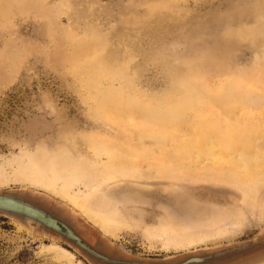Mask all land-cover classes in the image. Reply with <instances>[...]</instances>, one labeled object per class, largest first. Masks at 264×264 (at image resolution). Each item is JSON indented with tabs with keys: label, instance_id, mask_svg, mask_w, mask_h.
I'll return each mask as SVG.
<instances>
[{
	"label": "rangeland",
	"instance_id": "rangeland-1",
	"mask_svg": "<svg viewBox=\"0 0 264 264\" xmlns=\"http://www.w3.org/2000/svg\"><path fill=\"white\" fill-rule=\"evenodd\" d=\"M248 160L264 165V0H0V193L174 264L264 233ZM0 264L94 263L0 216Z\"/></svg>",
	"mask_w": 264,
	"mask_h": 264
},
{
	"label": "water",
	"instance_id": "water-1",
	"mask_svg": "<svg viewBox=\"0 0 264 264\" xmlns=\"http://www.w3.org/2000/svg\"><path fill=\"white\" fill-rule=\"evenodd\" d=\"M0 216L16 224L21 230L30 234H54L63 239L75 250L82 252L94 264H158L153 262L124 261L114 255L102 254L105 245L96 241L92 244L83 240L67 223L48 212L40 205L27 199V193H0ZM206 256H191L174 264H206Z\"/></svg>",
	"mask_w": 264,
	"mask_h": 264
},
{
	"label": "flooded vegetation",
	"instance_id": "flooded-vegetation-1",
	"mask_svg": "<svg viewBox=\"0 0 264 264\" xmlns=\"http://www.w3.org/2000/svg\"><path fill=\"white\" fill-rule=\"evenodd\" d=\"M102 254L106 255L104 249ZM192 256L208 257L206 264H264V233L248 237L239 243L223 245V248L212 252Z\"/></svg>",
	"mask_w": 264,
	"mask_h": 264
},
{
	"label": "bare ground",
	"instance_id": "bare-ground-1",
	"mask_svg": "<svg viewBox=\"0 0 264 264\" xmlns=\"http://www.w3.org/2000/svg\"><path fill=\"white\" fill-rule=\"evenodd\" d=\"M252 161V160H251ZM246 167L247 168H249L250 170H252L251 172L252 173H256L259 169L258 168H260V170L261 171H264V165H260V164H258V162L256 161H254V162H249V160L248 161H246ZM214 168V167H213ZM254 171V172H253ZM256 171V172H255ZM260 171H258L257 173H259ZM21 174V173H20ZM52 174V173H51ZM55 174V173H54ZM208 174V173H207ZM246 174V173H245ZM244 174V175H245ZM18 175V174H17ZM46 176V175H45ZM44 176V177H45ZM55 176H57V175H55ZM19 177H21V176H19ZM48 177V176H47ZM207 177V176H206ZM226 178V177H225ZM232 178V177H231ZM23 179V178H22ZM257 190V189H256ZM61 191L63 192V194L64 195H69L68 194V191H69V189H68V187H66L65 185H63L62 187H61ZM76 204V203H75ZM74 204V205H75ZM77 205V207H78V209H80V210H84V203H79V204H76ZM237 222L240 224L241 222L243 223V224H245L244 222H243V218H239V220H237ZM227 225H228V228L227 229H221V230H219L218 232H219V234H221L222 232H226V231H229L230 230V227H231V229H232V227H235L236 226V223L234 222V221H229V222H227L226 223ZM239 226V225H238ZM216 234V233H215ZM207 237V236H206ZM198 235L196 234V235H189V236H178V237H176V239H171V238H167V239H165V241L167 242V244H169V245H172V246H174V247H176V248H179V247H183L184 245H193V243L194 242H196V241H198L199 243L200 242H202V239L204 238V235L202 234L201 235V237L200 238H198ZM208 238V237H207ZM165 242V243H166ZM197 243V242H196ZM168 247V246H167ZM182 249V248H181Z\"/></svg>",
	"mask_w": 264,
	"mask_h": 264
}]
</instances>
